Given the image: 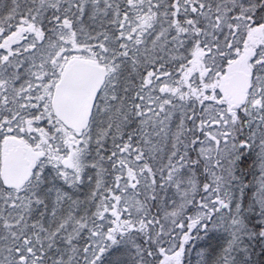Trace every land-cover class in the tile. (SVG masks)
<instances>
[{"label": "snow or ice", "instance_id": "obj_1", "mask_svg": "<svg viewBox=\"0 0 264 264\" xmlns=\"http://www.w3.org/2000/svg\"><path fill=\"white\" fill-rule=\"evenodd\" d=\"M0 264H264V0H0Z\"/></svg>", "mask_w": 264, "mask_h": 264}]
</instances>
